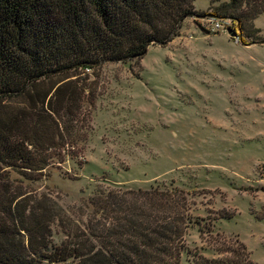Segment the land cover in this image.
Segmentation results:
<instances>
[{"label":"rangeland","instance_id":"rangeland-1","mask_svg":"<svg viewBox=\"0 0 264 264\" xmlns=\"http://www.w3.org/2000/svg\"><path fill=\"white\" fill-rule=\"evenodd\" d=\"M226 1L194 0L200 14L138 61H103L73 76L81 96L65 146L73 156L22 182L61 208L56 242L97 185L160 184L187 192L201 226L189 227V250L215 257L223 238H238L264 264V12L240 30L216 9ZM209 15L224 28L212 29ZM181 264H190L186 255Z\"/></svg>","mask_w":264,"mask_h":264},{"label":"trees","instance_id":"trees-1","mask_svg":"<svg viewBox=\"0 0 264 264\" xmlns=\"http://www.w3.org/2000/svg\"><path fill=\"white\" fill-rule=\"evenodd\" d=\"M193 1L0 0V264H181L184 255L190 264H256L238 238H223L215 257L189 250L188 229L201 226L181 188L97 185L56 242L61 208L22 183L73 156L65 148L80 107L73 76L166 44L184 18L200 14ZM216 9L242 30L264 0Z\"/></svg>","mask_w":264,"mask_h":264},{"label":"built area","instance_id":"built-area-1","mask_svg":"<svg viewBox=\"0 0 264 264\" xmlns=\"http://www.w3.org/2000/svg\"><path fill=\"white\" fill-rule=\"evenodd\" d=\"M207 22L210 23V25L212 26V29L214 30H221L224 28L223 22L221 21V19L213 16V15H209L206 19ZM235 39H238L239 36L238 34H234Z\"/></svg>","mask_w":264,"mask_h":264},{"label":"water","instance_id":"water-1","mask_svg":"<svg viewBox=\"0 0 264 264\" xmlns=\"http://www.w3.org/2000/svg\"><path fill=\"white\" fill-rule=\"evenodd\" d=\"M228 31L230 32V31H231V29H228ZM232 34H234V33L232 32Z\"/></svg>","mask_w":264,"mask_h":264}]
</instances>
